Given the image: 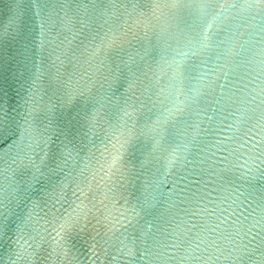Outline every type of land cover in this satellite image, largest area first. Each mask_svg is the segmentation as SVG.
Wrapping results in <instances>:
<instances>
[{
  "label": "water",
  "instance_id": "obj_1",
  "mask_svg": "<svg viewBox=\"0 0 264 264\" xmlns=\"http://www.w3.org/2000/svg\"><path fill=\"white\" fill-rule=\"evenodd\" d=\"M0 264H264V0H0Z\"/></svg>",
  "mask_w": 264,
  "mask_h": 264
}]
</instances>
